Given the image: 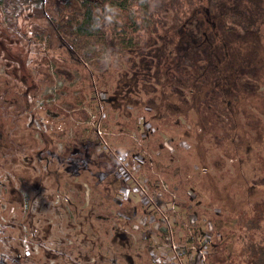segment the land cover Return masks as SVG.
<instances>
[{
    "label": "rangeland",
    "instance_id": "obj_1",
    "mask_svg": "<svg viewBox=\"0 0 264 264\" xmlns=\"http://www.w3.org/2000/svg\"><path fill=\"white\" fill-rule=\"evenodd\" d=\"M132 1L128 0L129 7ZM259 1L264 9V0ZM198 5L202 9L207 4L202 0ZM203 10L199 14L204 15ZM129 12L132 19L135 13L131 8ZM45 21L23 16L19 32L8 29V33L0 22L5 36L0 45V148L4 152L0 156V264H149L155 253L161 252L163 236L149 223L156 217L149 200L156 191L150 189L144 196L137 185L145 182L150 188L155 181L164 193L163 200H168L162 208L177 242L183 241L182 234L193 231L190 219L194 217L202 230H211V239L215 234L222 235L224 242L227 239L229 251L235 247V237L239 238L235 233L240 235L242 243L232 252L237 256H246V245L264 247V132L243 135L236 129L231 135H217V139L215 135L201 137L190 120L165 124L151 120L152 112L142 104L147 99L144 93L131 96L134 101L121 116L115 111L121 90L117 81L129 69L127 58L131 55L120 49L110 58L104 47L92 51L91 46L76 50L79 60L91 61L88 68L63 63L61 59L67 60L68 55ZM39 22L49 36L31 33ZM259 30L258 48L264 56V23ZM19 34H24L23 43L17 40H21ZM25 44L27 47L21 46ZM102 44L111 49L108 36ZM4 51L14 57H4ZM86 53L109 62V75L98 79L93 58L86 59ZM44 54L55 59V64L45 71L49 77L41 81L37 92V80L44 75L34 74L29 67L34 64L33 55ZM12 59H22L23 65H16L18 71L8 65L14 63ZM4 69L11 78L4 75ZM14 75L20 79L22 75L25 84L13 79ZM93 75L98 87L107 92L104 99L110 98L103 103L100 121L106 145L94 132L90 117L86 119V109L90 110L88 79ZM260 93L250 102L264 119V91ZM13 100L22 108L19 121L13 111L12 115L8 112ZM54 103L61 109L48 106ZM15 130V138L9 137ZM89 143L93 147L86 154L83 146L89 147ZM32 147L36 148L31 151ZM120 163L140 166L134 175L122 173ZM109 175L117 180L106 194L101 182ZM4 187L7 196L2 193ZM126 201L128 217L116 213ZM257 217H262L259 222ZM215 250L210 248V254Z\"/></svg>",
    "mask_w": 264,
    "mask_h": 264
},
{
    "label": "trees",
    "instance_id": "obj_2",
    "mask_svg": "<svg viewBox=\"0 0 264 264\" xmlns=\"http://www.w3.org/2000/svg\"><path fill=\"white\" fill-rule=\"evenodd\" d=\"M198 1L195 6L193 0H133L129 7L128 0H0V20L6 32L8 29L19 32L20 18L23 16L37 22L46 19L45 22L51 25L55 37L68 55L67 60L61 61L84 69L90 66L91 61L79 60L76 50L93 46L94 51L97 46L101 49L104 47L110 58L116 56L120 49L127 51L131 55L127 58L129 69L118 78L121 90L117 95L120 101L115 99V111L120 112L121 116L123 110L128 108L126 105L134 101L131 96L144 93L147 99L142 104L147 112H152L151 120L158 123L190 120L200 131L197 135H215L214 139H217V135H231V131L236 129L243 135H258L264 132V119L250 101L264 91V56L258 48L264 9L259 0H205L207 5L203 6L204 15H201ZM126 6L135 13L132 19ZM3 24L7 27H3ZM39 24L35 23L33 28L32 23L29 24L31 33L49 36L48 31ZM107 36L111 49L102 44ZM18 37L20 43L24 34ZM13 41L10 40V44ZM21 46L27 47L26 44ZM94 53H86V59L93 58L96 77L99 79L109 75L106 71L110 69V63ZM31 58H34L31 61L34 64H30V70H34V74L44 75L37 80V92H40L41 81L49 77L45 71L55 64V59L47 54L40 57L33 55ZM12 60L14 63L8 65L18 71L17 66L23 65L22 59ZM4 70V75L11 78L8 69ZM88 73L93 74L90 70ZM20 77L14 75L13 79L17 78L25 84V78ZM97 78L93 75V79H88L91 90L87 107L91 111L86 109L88 114L91 112L86 119L90 117L95 133L100 130V121L104 117L103 103L110 102V98L104 99L107 92L98 87ZM9 85H13V82L10 81ZM138 102L139 99L135 103ZM48 106L61 109L59 103ZM14 110L10 105L9 114ZM9 135L15 138L16 130ZM88 145L89 149L93 147L90 143ZM3 154L0 148V156ZM116 180L115 175H109L101 182L106 194L113 190ZM3 189V195L7 196V187ZM149 189L156 191L153 193L154 200L162 209L168 200H163L164 193L158 195L162 190L160 185L155 181ZM108 197L111 200L110 194ZM123 203H120L116 213L127 216L130 206L128 201ZM6 207L8 209L9 205ZM261 218L255 220L259 222ZM235 235L240 238V235ZM239 238L235 237L234 244L238 248L243 240ZM220 239H223L222 235L213 238L207 248L210 264H264L262 245H246V256L242 257L232 253L235 247L231 251L226 248L227 239L225 242ZM212 246L216 250L210 254ZM149 264H153L152 260Z\"/></svg>",
    "mask_w": 264,
    "mask_h": 264
},
{
    "label": "built area",
    "instance_id": "obj_3",
    "mask_svg": "<svg viewBox=\"0 0 264 264\" xmlns=\"http://www.w3.org/2000/svg\"><path fill=\"white\" fill-rule=\"evenodd\" d=\"M96 132L98 133L97 136L102 139L104 143L103 145H106V142L101 136V130H97ZM139 166L140 165L137 163H133L131 166L129 163H126L125 165L120 163L119 165V167H123L122 173L131 172L134 175L137 173ZM133 181L136 183L137 179ZM137 191L145 196L148 195L150 189L147 184L143 182V185H137ZM161 193H163L162 190H160L158 195ZM154 199V195L149 198L151 204L153 205L152 209L154 210L156 217L151 218L149 223L153 222L154 227L161 231L164 246L162 247L161 252L155 253V256L152 259L153 264H210L207 248L212 243V239L210 237L211 230L208 227L205 230H202L197 223V219H194L193 217L190 219L192 226H194L193 231L189 229L190 231L187 236L182 234L183 241L177 242L172 226L169 224L170 219L168 218V215L163 211V208L161 209L159 207V205L155 202L156 199ZM203 231L205 233L204 235H201ZM216 237H218L217 234H215L213 238ZM157 248H160V246L158 245ZM27 250L28 249L25 251Z\"/></svg>",
    "mask_w": 264,
    "mask_h": 264
},
{
    "label": "flooded vegetation",
    "instance_id": "obj_4",
    "mask_svg": "<svg viewBox=\"0 0 264 264\" xmlns=\"http://www.w3.org/2000/svg\"><path fill=\"white\" fill-rule=\"evenodd\" d=\"M0 22H2V20H0ZM1 24V23H0ZM2 27V26H1ZM1 27H0V37H1V39H0V45H2L1 44V42H3L2 41V39L3 38H5V36H4V33H3V30L1 29ZM2 50H3V48H1ZM4 57L5 56H7L6 55V52L4 51ZM3 57V58H4ZM1 58V57H0ZM0 85H2V84H0ZM6 103V102H5ZM10 105H12L13 106V109L15 108V110H14V114H15V116L17 117V115H21L22 114V112H21V110H20V108H21V106H19L18 104H17V101L16 100H13V101H11L10 102ZM2 108H4V111H6L7 110V106L5 105V104H3V107ZM22 109V108H21ZM6 115V114H5ZM18 118V117H17ZM2 128V127H1ZM2 133L0 132V135H1ZM0 145H1V143H0ZM84 147V152H86V154H88L89 153V147L87 146V145H85V146H83Z\"/></svg>",
    "mask_w": 264,
    "mask_h": 264
}]
</instances>
